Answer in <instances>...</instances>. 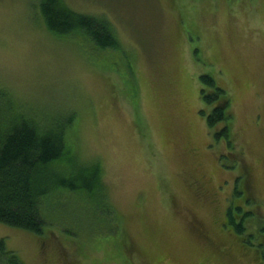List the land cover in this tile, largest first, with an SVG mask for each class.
Returning a JSON list of instances; mask_svg holds the SVG:
<instances>
[{"label":"rangeland","instance_id":"obj_1","mask_svg":"<svg viewBox=\"0 0 264 264\" xmlns=\"http://www.w3.org/2000/svg\"><path fill=\"white\" fill-rule=\"evenodd\" d=\"M64 1L111 23L125 56L52 36L40 0H0V119L73 115L68 145L102 168L108 207L51 201L44 236L0 224V241L24 264H264L226 218L248 174V235L264 226V0ZM204 74L231 98L235 170L203 115Z\"/></svg>","mask_w":264,"mask_h":264},{"label":"trees","instance_id":"obj_2","mask_svg":"<svg viewBox=\"0 0 264 264\" xmlns=\"http://www.w3.org/2000/svg\"><path fill=\"white\" fill-rule=\"evenodd\" d=\"M39 4L44 26L52 36L84 46L99 60L111 57L113 53L125 56L117 34L107 20L75 12L64 0H40ZM130 76L133 78L132 73ZM200 86L201 100L210 109L208 114L203 111L207 126L216 130L217 141H223L228 151L221 160L230 157V170L242 167L244 155L234 138L230 96L216 84L213 76L201 75ZM1 117L0 224L41 237L48 231L46 209L51 201L106 202L102 168L96 164H81L68 145L67 132L73 126V115L47 128L19 113H3ZM239 181H242L243 192H240ZM239 181L234 195L243 196L244 201L238 207L230 204L227 222L233 226L236 235L250 245L256 242L264 252V226L256 234L248 235V224L258 215L254 209H245L246 205L258 206L247 190L248 174ZM103 205L107 206L106 203ZM113 221L119 228V219ZM256 252L261 254L260 259L264 257L262 252ZM0 264H24L17 253L7 248L5 240L0 241Z\"/></svg>","mask_w":264,"mask_h":264}]
</instances>
